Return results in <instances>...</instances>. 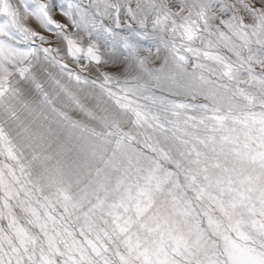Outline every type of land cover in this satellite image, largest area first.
I'll list each match as a JSON object with an SVG mask.
<instances>
[{
  "label": "snow or ice",
  "instance_id": "6c2138e0",
  "mask_svg": "<svg viewBox=\"0 0 264 264\" xmlns=\"http://www.w3.org/2000/svg\"><path fill=\"white\" fill-rule=\"evenodd\" d=\"M0 264H264V0H0Z\"/></svg>",
  "mask_w": 264,
  "mask_h": 264
}]
</instances>
